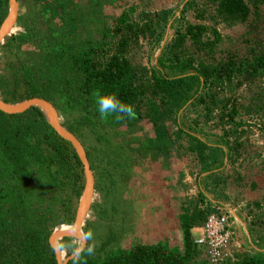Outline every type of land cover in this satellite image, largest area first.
I'll use <instances>...</instances> for the list:
<instances>
[{"label": "trees", "instance_id": "trees-1", "mask_svg": "<svg viewBox=\"0 0 264 264\" xmlns=\"http://www.w3.org/2000/svg\"><path fill=\"white\" fill-rule=\"evenodd\" d=\"M118 1L101 0L100 3L109 2L114 6ZM205 1V8L196 14L200 19L208 17L210 6L216 7V14L210 16L216 24L218 18L228 25L247 23L253 16L255 20L250 25L255 30L262 19L264 0ZM18 2V22L0 47L1 97L13 104L32 98L50 102L63 126L86 148L96 192L103 195L102 202L94 204L93 214L83 227L87 237L84 251L68 264H196L206 248L196 242L193 229L203 227L208 215L214 212L209 207H201L206 202L204 194L188 201L183 208L182 246H171L168 239L154 244L136 243L129 248L122 245V235L111 227L110 213L124 211L126 215L133 211V205L131 200H121L125 206L121 210L123 205L119 206V200L115 203L109 196L117 184L122 183L120 187L125 190L132 169L131 159L125 147L113 142L99 125L105 122L112 128L134 127L144 116L154 126L155 136L139 142L137 152L141 155L152 154L153 159L166 161L173 145L179 143L183 147L186 139L190 144L186 152L203 164L202 172L216 169L218 163L221 167L227 155L232 150L237 152L243 144L232 145L230 131L218 137L205 132L204 126L210 127L209 121L218 111L223 113L222 120L226 116L229 122L239 115L240 110L235 106L225 112L233 99H222L220 95L227 91L226 87L232 92L230 83L244 72L249 71V78H255L261 70L264 72L262 41H248L260 46V49L252 47L249 52L253 63L240 66L235 56L209 62L205 57L218 53L223 38L216 28L186 20L187 10L196 6L189 0L179 17L172 10L154 14L144 10L139 18H133L137 9L131 7L115 19V25L105 27L101 43L90 42L78 50H69L65 37L75 35L78 20L75 9L78 5L73 0ZM9 11L10 0H0V29ZM44 17L60 20L59 33L63 36L59 43L55 42L57 34L47 39L41 33ZM163 26L170 27L167 34L174 30V38L165 47L159 65H134L130 56L132 49L141 47L142 38L160 47L165 36ZM39 39L52 46L41 49L40 57L23 58L21 53H26ZM188 43L194 51L188 48ZM105 51L110 53L106 58ZM97 93H115L122 102L134 106L136 118L120 122L114 117L102 118L96 110ZM258 101L246 108L248 113L264 111V97ZM190 106H204L195 123L202 125L200 131L189 127L185 120ZM169 123L177 130L171 132ZM233 134L241 135L237 128ZM210 143L219 144L213 149ZM85 183L84 166L74 146L52 127L39 107L16 114L0 110V264H59L50 237L58 226L75 223ZM77 240L73 237L61 240L64 260L80 246ZM88 247L94 248L91 256L87 255ZM205 262L213 264L208 257ZM222 264H264V255L236 262L228 258Z\"/></svg>", "mask_w": 264, "mask_h": 264}, {"label": "rangeland", "instance_id": "rangeland-1", "mask_svg": "<svg viewBox=\"0 0 264 264\" xmlns=\"http://www.w3.org/2000/svg\"><path fill=\"white\" fill-rule=\"evenodd\" d=\"M188 1L189 0H119L114 6H111L109 2H103L101 4V0H73V3L77 4L78 6L75 8V5L72 3L71 8L77 9L78 20L76 22L75 35H66L65 46L69 50H78L80 47H84L90 42L101 43L105 38V27L108 24L115 25V19L120 18L122 14L128 11L131 7H135L137 9L136 13L132 15L133 18L136 16H138L136 18H139V15L144 10L151 14L159 13L164 10H172L173 14L179 17L180 15H183L182 10ZM193 1L196 3V6L190 7L187 10L185 13L186 20L194 24L203 23L210 28H216L221 33L223 38V41L218 48V53L214 56L207 55L205 58L210 62L214 58L221 59L227 58L229 56H235L239 61L240 66L241 63H253L254 59L249 52L252 47L260 49V46L258 43H249L248 41L252 39L261 40L264 46V5L261 8L262 19H260V22L257 23L258 28L252 30L250 24L255 20L253 16L247 23L245 22L239 23L237 25H228L223 22L221 18H218V22L216 24V22L210 18L212 14H216V7L214 6L209 7L207 18L200 19L196 14L205 8L206 1ZM107 17L109 18L107 19ZM61 27L62 24L60 20H53L49 17H44L41 26V33H43L47 39H52L54 38V35L57 34V38L55 37V42L59 43L60 37L63 36V34L61 35L59 33V29ZM169 28L168 26H163L165 36L163 37L162 45L160 47H157L154 43L142 38L140 42L141 47H135L130 53V56L134 61V65H146L148 67L159 65V59L163 56L162 53L165 50V47L174 38V30H170V32L167 34ZM209 35H211V33L208 34V36ZM51 46L52 44H43L41 39H39L38 42L34 44L32 43V45L27 48L26 53H21V55L23 58H27L31 55L37 58L41 56L43 49H46V47L50 48ZM188 48L191 49V51H194L191 43H188ZM105 52L107 54L103 55L104 58L108 57V54H110L108 51ZM230 85V88H233L231 89L232 92H230L229 88L226 87L227 91L220 95V98H232L233 101L231 100L229 108L225 112L227 113L231 111L232 106H235L240 110L239 115L234 119L233 122H229V117L226 116L224 120H222L223 113H221V111L215 112L213 116L214 118L209 121L210 127L204 126L205 130H203L205 132H209L210 135H217L218 137H222L224 131H230L231 136L229 140L232 145L236 146L238 144H243L242 147L240 146L238 148H240L242 154L247 156H249L250 152L254 154L256 152L258 154L261 151L264 152V111L259 113H248L246 109L250 105L258 104V98L264 97L263 70H261L255 78H249V71H246L242 75L236 77L234 82L230 83ZM202 110H204V106H200L198 108L190 106L186 110L185 120L189 127H193V129L197 128L200 131L202 125L196 126L195 123L199 112ZM257 123H260L261 126L259 127ZM217 124L220 126L217 127ZM168 125H170L171 132L177 130V127L173 124L169 123ZM99 127L100 130L108 134L113 142L116 144H122L125 147L126 154L131 159L130 164L132 165V169L129 171V178L125 182V190L123 191V189L120 187L122 186V183L117 184V186L112 188V193L109 198H112L115 203L116 199H118L119 206L123 205L121 204V200H131L133 211H129L126 215L123 213L124 211L122 213H110L111 227L115 229V232L122 235V245L125 248H129L136 243L154 244L159 241L166 240V232L163 229L164 222H159V216L162 210H160V212L157 210L159 207H161L163 203L162 200H164V197L167 195L163 185L165 178L161 177V174L163 173L164 168L166 169L164 173L169 174V176L171 173L175 174L176 171H180L179 168L183 171V173L186 172V176L191 174H188L187 171L192 170V162L195 161L196 156L186 152V149L190 145L188 140L185 139L182 142L183 147H181L179 143L174 144L170 152L171 156L168 158V160L165 159L166 161H164L161 158L153 159L152 154L143 156L137 152L140 141L144 140L146 137L155 136V128L146 117H140L139 121L134 127L122 125L112 128L105 122L102 125H99ZM251 127L255 128L253 129ZM236 128L238 131H246V134H241L239 136L233 134ZM256 128L259 130L258 136H256L258 131ZM203 138L206 139V136ZM214 140H216V138ZM211 148L214 149L215 146H212ZM165 162H167V164ZM177 175H179V173ZM171 178H169L168 184H171L172 186L173 179ZM169 188L170 190L172 189L170 186ZM114 191H116V195L119 193V195H117L118 197L114 195ZM102 199L103 195L100 192H96L93 206L95 203L102 202ZM187 199L188 201L191 200V198ZM181 202L182 201H180V204ZM124 207L125 206L123 205L120 207V209L124 210ZM92 209L89 213L90 217L93 214ZM127 210L128 206L126 207L125 211ZM178 233V230L172 231L173 235L171 239H168L171 246H182V236L181 234L178 235ZM77 241V243H79L81 246V241ZM206 260V253L202 252V254L198 257L196 264H206Z\"/></svg>", "mask_w": 264, "mask_h": 264}, {"label": "crops", "instance_id": "crops-1", "mask_svg": "<svg viewBox=\"0 0 264 264\" xmlns=\"http://www.w3.org/2000/svg\"><path fill=\"white\" fill-rule=\"evenodd\" d=\"M210 146L216 148L218 144L210 143ZM253 154H242L240 148L237 152L232 150L221 167L218 163L216 169L208 172H202L203 164L195 159L192 170L187 171L191 174L187 176L180 168L181 172L176 171L169 176L164 173V168L161 177L165 178L163 185L167 195L164 192L166 196L157 210H162L159 222H164L165 239H171L172 231L176 230L182 236L181 218L185 212L183 208L187 206V198L193 201L199 194H204L206 202L201 207L204 205L214 211L223 207L229 216L233 231L231 250L237 261L264 255V160L260 154ZM169 178L173 179L172 186L168 184ZM202 234L203 227L193 229L196 240Z\"/></svg>", "mask_w": 264, "mask_h": 264}, {"label": "water", "instance_id": "water-1", "mask_svg": "<svg viewBox=\"0 0 264 264\" xmlns=\"http://www.w3.org/2000/svg\"><path fill=\"white\" fill-rule=\"evenodd\" d=\"M20 11V4L18 0H10V11L9 14L1 26L0 29V47L2 42L8 37L15 29V26L18 22V16ZM31 107H39L44 113L48 120V122L52 125V127L65 139L70 141L74 146L80 160L84 166L85 172V189L83 191V195L80 199L76 220L73 225H71L70 230L64 229V225H60L55 228L53 234L50 237L51 245L54 247L57 255V259L59 264H68L71 259H73L77 253L75 252L71 256H69L66 260H63V250L61 246V240L65 237H73L81 241V246L79 248H84L87 245V238L83 231V227L87 218L89 217V213L92 209L94 197L96 195L95 189V175L91 168L90 161L88 159L87 151L82 142L65 126H63L61 119L58 115L57 110L53 107V105L39 98H32L29 100H25L19 103H6L0 94V110L10 113L16 114L20 112H24ZM69 226V225H67Z\"/></svg>", "mask_w": 264, "mask_h": 264}, {"label": "built area", "instance_id": "built-area-1", "mask_svg": "<svg viewBox=\"0 0 264 264\" xmlns=\"http://www.w3.org/2000/svg\"><path fill=\"white\" fill-rule=\"evenodd\" d=\"M261 123V121L259 120ZM260 123H257L260 127ZM256 124V125H257ZM255 128V127H251ZM256 130H258L256 128ZM240 134H246V131H239ZM259 135V130L257 135ZM257 153V152H256ZM264 160V152L259 153ZM250 155V153H249ZM233 156V155H232ZM231 156V157H232ZM255 156V154H253ZM206 206H202L204 208ZM262 212L264 214V202L262 203ZM233 240V231L230 227L229 216L223 209V207L216 208V211L209 214L207 220L203 226L202 236L196 240V242L206 248V255L209 261L213 264H222L228 258L232 262H236L237 259L234 257L231 250V243Z\"/></svg>", "mask_w": 264, "mask_h": 264}, {"label": "clouds", "instance_id": "clouds-1", "mask_svg": "<svg viewBox=\"0 0 264 264\" xmlns=\"http://www.w3.org/2000/svg\"><path fill=\"white\" fill-rule=\"evenodd\" d=\"M95 103L97 112L104 119L114 117L116 122H120L125 119L133 120L136 118L134 106L122 102L115 93H97ZM82 251H84L82 248H77V255ZM86 252L87 255L91 256L94 253V248L88 247Z\"/></svg>", "mask_w": 264, "mask_h": 264}, {"label": "bare ground", "instance_id": "bare-ground-1", "mask_svg": "<svg viewBox=\"0 0 264 264\" xmlns=\"http://www.w3.org/2000/svg\"><path fill=\"white\" fill-rule=\"evenodd\" d=\"M64 229H66V230H70L71 227H70V226H67V225H64Z\"/></svg>", "mask_w": 264, "mask_h": 264}]
</instances>
